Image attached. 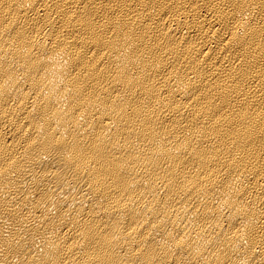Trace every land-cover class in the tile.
Returning a JSON list of instances; mask_svg holds the SVG:
<instances>
[{"label":"bare ground","instance_id":"1","mask_svg":"<svg viewBox=\"0 0 264 264\" xmlns=\"http://www.w3.org/2000/svg\"><path fill=\"white\" fill-rule=\"evenodd\" d=\"M0 264H264V0H0Z\"/></svg>","mask_w":264,"mask_h":264}]
</instances>
